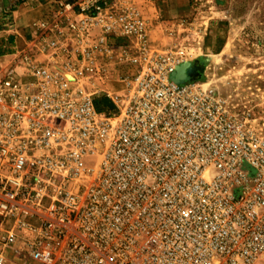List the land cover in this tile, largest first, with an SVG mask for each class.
Wrapping results in <instances>:
<instances>
[{
	"label": "built area",
	"instance_id": "1",
	"mask_svg": "<svg viewBox=\"0 0 264 264\" xmlns=\"http://www.w3.org/2000/svg\"><path fill=\"white\" fill-rule=\"evenodd\" d=\"M163 1L52 0L0 71V264H264V136L175 78Z\"/></svg>",
	"mask_w": 264,
	"mask_h": 264
},
{
	"label": "rangeland",
	"instance_id": "2",
	"mask_svg": "<svg viewBox=\"0 0 264 264\" xmlns=\"http://www.w3.org/2000/svg\"><path fill=\"white\" fill-rule=\"evenodd\" d=\"M161 12L152 42L160 48L185 44L187 59H207L203 77L194 81L215 87L234 107L250 109L264 136V0H164ZM8 16L0 12V27ZM7 251L10 264H22L13 248Z\"/></svg>",
	"mask_w": 264,
	"mask_h": 264
},
{
	"label": "crops",
	"instance_id": "3",
	"mask_svg": "<svg viewBox=\"0 0 264 264\" xmlns=\"http://www.w3.org/2000/svg\"><path fill=\"white\" fill-rule=\"evenodd\" d=\"M51 7L52 0H0V12L4 11L10 16L9 22L0 27V70L13 60L17 55L16 50L29 45L32 38L31 25Z\"/></svg>",
	"mask_w": 264,
	"mask_h": 264
},
{
	"label": "bare ground",
	"instance_id": "4",
	"mask_svg": "<svg viewBox=\"0 0 264 264\" xmlns=\"http://www.w3.org/2000/svg\"><path fill=\"white\" fill-rule=\"evenodd\" d=\"M2 58L5 56H1ZM210 59V57L208 58ZM207 59L200 58V56H193L190 59L185 58L182 63H187V65L184 67L185 75L188 78V81H194V79L203 77V72L205 70ZM181 63V64H182ZM208 87V86H207Z\"/></svg>",
	"mask_w": 264,
	"mask_h": 264
},
{
	"label": "trees",
	"instance_id": "5",
	"mask_svg": "<svg viewBox=\"0 0 264 264\" xmlns=\"http://www.w3.org/2000/svg\"><path fill=\"white\" fill-rule=\"evenodd\" d=\"M97 105L100 110H113L114 107V104L111 102V100L107 99L106 97H99L97 99Z\"/></svg>",
	"mask_w": 264,
	"mask_h": 264
},
{
	"label": "water",
	"instance_id": "6",
	"mask_svg": "<svg viewBox=\"0 0 264 264\" xmlns=\"http://www.w3.org/2000/svg\"><path fill=\"white\" fill-rule=\"evenodd\" d=\"M187 65V63H182L178 65L177 70L175 72V78L177 80H188L186 73L184 72V67Z\"/></svg>",
	"mask_w": 264,
	"mask_h": 264
}]
</instances>
